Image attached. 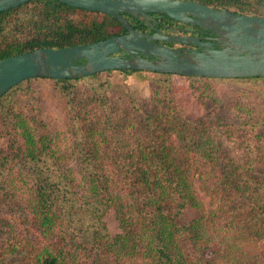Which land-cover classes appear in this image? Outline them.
Returning <instances> with one entry per match:
<instances>
[{
    "label": "trees",
    "instance_id": "16d2710c",
    "mask_svg": "<svg viewBox=\"0 0 264 264\" xmlns=\"http://www.w3.org/2000/svg\"><path fill=\"white\" fill-rule=\"evenodd\" d=\"M195 1L249 15L264 9V0ZM125 16L135 29L147 27ZM126 31L106 13L30 0L0 14V60ZM111 71L31 77L0 97V131L10 141L0 151V264H264V143L239 128L242 119L184 115L172 94L176 74L149 77L158 104L146 114L132 90L102 78ZM214 79L264 84L262 76ZM37 80H49L60 99V131L39 122L40 103L27 100L26 117L16 109L18 90L35 93ZM231 141L249 142L247 153H234ZM188 207L200 214L182 222Z\"/></svg>",
    "mask_w": 264,
    "mask_h": 264
},
{
    "label": "water",
    "instance_id": "95a60500",
    "mask_svg": "<svg viewBox=\"0 0 264 264\" xmlns=\"http://www.w3.org/2000/svg\"><path fill=\"white\" fill-rule=\"evenodd\" d=\"M30 0H0V14ZM117 18L127 33L64 48H38L0 60V97L20 82L36 76L77 78L109 70H143L210 78L264 77V16L218 9L195 0H59ZM194 24L210 23L213 42L197 37L168 36L157 31L151 14ZM125 14L144 20L156 33L133 27ZM193 43L180 49L155 40ZM125 51L130 57L118 53ZM142 54L144 56H140ZM85 59V63H76Z\"/></svg>",
    "mask_w": 264,
    "mask_h": 264
},
{
    "label": "rangeland",
    "instance_id": "374dc122",
    "mask_svg": "<svg viewBox=\"0 0 264 264\" xmlns=\"http://www.w3.org/2000/svg\"><path fill=\"white\" fill-rule=\"evenodd\" d=\"M255 14L264 15V9L255 11ZM153 75L152 72L148 71L128 73L121 70H113L110 73H104L102 78L110 77L114 84L125 87L127 91L132 90L139 102L140 110L143 113L150 114L154 111L156 104H158V98L156 100L153 99L154 84L149 78ZM172 79L173 99L183 110L184 115L190 118H198L204 115L218 114V116L223 117V123L242 119L243 122L240 123L239 128L249 131V136L258 138V140L264 143V138H259V136L264 134V121H262L264 119V94H261L259 90L264 85L262 82L255 85L252 81L228 79L203 78L194 80L178 74L173 75ZM51 86L49 80H37L32 85L35 93L34 91L30 92L26 88L18 90V93H16V96H18L16 98V109L26 117L32 114L31 104L27 100H33L35 105L40 103L41 111L39 117L41 121L39 120V122H45L48 130L56 132L64 128V122L62 121L64 113L62 106L59 105L60 99L50 96L49 91ZM120 89L114 88V91L121 93ZM43 91L46 95L37 103L35 95H42ZM202 91L205 93L204 96L209 98L210 104H207L209 108H206V105L199 97V92L202 93ZM30 94L32 95L29 97ZM216 100H219V102L214 103ZM248 123H252L253 125ZM1 131L0 151L7 153L10 151V141L5 131ZM225 145L233 148L234 153L241 152L245 154L244 152L247 153V151H242L248 147L249 142L239 145L237 142L231 141ZM199 214L198 208L188 207L183 212V216L181 217L182 222L196 218ZM106 221L113 234L120 230L115 213L112 210L106 216ZM204 252L206 251L204 250Z\"/></svg>",
    "mask_w": 264,
    "mask_h": 264
},
{
    "label": "flooded vegetation",
    "instance_id": "af4514ba",
    "mask_svg": "<svg viewBox=\"0 0 264 264\" xmlns=\"http://www.w3.org/2000/svg\"><path fill=\"white\" fill-rule=\"evenodd\" d=\"M154 17V20H152V23L154 24V26L157 28V31H159L160 33L164 34V35H168V36H187V37H197L198 40L202 41V42H213L216 43L215 47L216 48H220L221 46L219 45V43H217L216 41V37H217V32L216 30L211 27L210 23L208 24H190V23H186V22H181L175 19H172L170 17H168L166 14H151ZM139 20H141L138 17ZM144 21V20H142ZM145 22V21H144ZM146 23V22H145ZM147 27H143V30H140L141 32H145L148 33L150 35L156 33V29L154 27H151L148 23ZM127 33L124 32L122 34ZM121 35V34H119ZM154 43H162L166 46H170V47H176V48H180V49H187V48H197L200 49V47L198 45H195L193 43H180V42H175V41H170V40H155L153 41ZM118 55L123 56V57H130V55H128L127 52L122 51L120 53H118ZM140 56H144L142 54H139ZM146 57V56H144ZM86 60L82 59L81 61H76V63H85Z\"/></svg>",
    "mask_w": 264,
    "mask_h": 264
}]
</instances>
